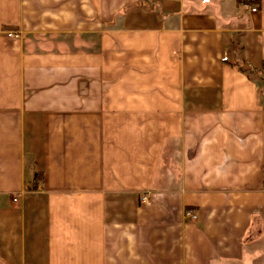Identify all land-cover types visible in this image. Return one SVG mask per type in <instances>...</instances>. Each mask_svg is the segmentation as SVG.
Here are the masks:
<instances>
[{
    "label": "crops",
    "instance_id": "0c3cea01",
    "mask_svg": "<svg viewBox=\"0 0 264 264\" xmlns=\"http://www.w3.org/2000/svg\"><path fill=\"white\" fill-rule=\"evenodd\" d=\"M0 264H264V0H0Z\"/></svg>",
    "mask_w": 264,
    "mask_h": 264
},
{
    "label": "trees",
    "instance_id": "16d2710c",
    "mask_svg": "<svg viewBox=\"0 0 264 264\" xmlns=\"http://www.w3.org/2000/svg\"><path fill=\"white\" fill-rule=\"evenodd\" d=\"M236 67L238 68V70L240 72H242L243 74H245L250 80H254V75H259L258 72L259 70H255V69H252V68H245L243 65H237L236 64Z\"/></svg>",
    "mask_w": 264,
    "mask_h": 264
},
{
    "label": "built area",
    "instance_id": "2783aa9c",
    "mask_svg": "<svg viewBox=\"0 0 264 264\" xmlns=\"http://www.w3.org/2000/svg\"><path fill=\"white\" fill-rule=\"evenodd\" d=\"M251 12H256V9H254V8L251 9ZM7 36L9 38H12V39H20V37H21V35L19 33H11V32L7 33ZM146 199H147V196H143L141 198V202H145ZM14 201H16V199H14Z\"/></svg>",
    "mask_w": 264,
    "mask_h": 264
},
{
    "label": "rangeland",
    "instance_id": "374dc122",
    "mask_svg": "<svg viewBox=\"0 0 264 264\" xmlns=\"http://www.w3.org/2000/svg\"><path fill=\"white\" fill-rule=\"evenodd\" d=\"M262 78V76L261 75H254V79H261Z\"/></svg>",
    "mask_w": 264,
    "mask_h": 264
}]
</instances>
